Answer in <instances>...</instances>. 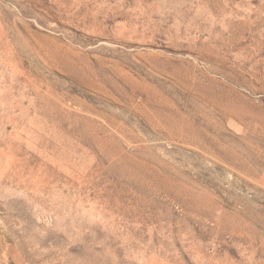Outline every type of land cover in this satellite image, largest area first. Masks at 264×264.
<instances>
[{
  "label": "rangeland",
  "instance_id": "374dc122",
  "mask_svg": "<svg viewBox=\"0 0 264 264\" xmlns=\"http://www.w3.org/2000/svg\"><path fill=\"white\" fill-rule=\"evenodd\" d=\"M0 264H264V0H0Z\"/></svg>",
  "mask_w": 264,
  "mask_h": 264
},
{
  "label": "bare ground",
  "instance_id": "6f19581e",
  "mask_svg": "<svg viewBox=\"0 0 264 264\" xmlns=\"http://www.w3.org/2000/svg\"><path fill=\"white\" fill-rule=\"evenodd\" d=\"M176 25H177V23H176ZM155 66V65H154ZM154 66H153V68H154ZM156 68V67H155ZM122 69V68H121ZM121 72V71H120ZM150 72H152V71H150ZM153 73V72H152ZM120 75V74H119ZM122 78V77H121ZM131 78V77H130ZM133 80V79H132ZM122 81V80H121ZM127 81V80H126ZM125 83V82H124ZM185 122V121H184ZM236 155V154H235ZM40 190V189H39Z\"/></svg>",
  "mask_w": 264,
  "mask_h": 264
}]
</instances>
